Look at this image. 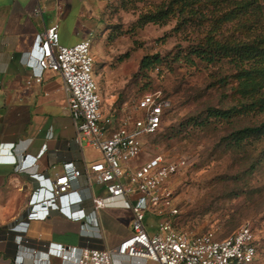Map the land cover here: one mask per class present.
Returning <instances> with one entry per match:
<instances>
[{
    "label": "rangeland",
    "instance_id": "374dc122",
    "mask_svg": "<svg viewBox=\"0 0 264 264\" xmlns=\"http://www.w3.org/2000/svg\"><path fill=\"white\" fill-rule=\"evenodd\" d=\"M98 1L99 28L91 38L103 112L128 110L145 93L161 92L171 101L161 131L143 138V152L132 167L156 155L184 161L170 179L180 209L177 227L218 231L224 238L250 224L259 244L255 264H264V138L239 148L231 140L235 132L262 124L264 114L209 117L211 109H240L235 70L195 57L194 66L185 62L196 29L176 32L175 17L164 23L144 19L163 0ZM146 56H159L161 63L141 71Z\"/></svg>",
    "mask_w": 264,
    "mask_h": 264
},
{
    "label": "built area",
    "instance_id": "2783aa9c",
    "mask_svg": "<svg viewBox=\"0 0 264 264\" xmlns=\"http://www.w3.org/2000/svg\"><path fill=\"white\" fill-rule=\"evenodd\" d=\"M35 1L33 13L41 16L46 0ZM30 56L35 59L29 62L32 76L27 87L41 83L47 71L60 75L67 93V109L76 128L75 142L99 152L101 159L84 167L74 162L66 163L51 180L32 172L37 166V157L29 161L30 155L24 153L19 161L13 154L14 144L9 145V155L0 158V163L14 165L18 171L29 173L39 184L31 197L28 219H46L57 212L74 220V208L83 204L86 192L95 185L104 189L105 196L91 197L92 211L87 217L116 208L118 200H123L119 207L130 209L134 214L132 233L120 247L99 250L56 245L57 256L67 261L74 258L75 264H114L113 256L155 264L256 263L259 244L250 224L243 225L226 238H221L218 231L188 232L177 227L180 209L170 179L184 161L156 155L151 161L132 167L131 163L143 152V138L161 130L164 117L171 108L169 99L161 92L145 93L132 108L105 114L98 82L93 76L92 38L64 46L58 24L36 36ZM63 197H68L67 213L59 206ZM39 208L43 209L42 214L38 212ZM148 214L158 218L155 233H150L145 224ZM4 239L0 232V241ZM45 258L49 261L48 255Z\"/></svg>",
    "mask_w": 264,
    "mask_h": 264
},
{
    "label": "crops",
    "instance_id": "0c3cea01",
    "mask_svg": "<svg viewBox=\"0 0 264 264\" xmlns=\"http://www.w3.org/2000/svg\"><path fill=\"white\" fill-rule=\"evenodd\" d=\"M35 6V0H0V158L7 157L9 145L14 144L13 154L19 161L24 153L30 155L29 161L37 157L32 172L54 180L64 164L84 167L100 160L101 154L75 142L76 128L60 75L47 71L41 83L27 87L32 76L29 62L35 59L30 53L36 36L55 24L64 46L95 36L102 5L98 0H46L41 16L34 15ZM38 187L29 173L0 163V232L5 237L0 241V264H75L74 258L67 261L57 256L56 245L111 250L132 233L134 214L119 207L123 200L116 201V208L87 217L92 211L91 197L105 196L97 185L74 208V220L57 212L46 219L29 220L31 197ZM67 201L68 197L59 201L65 213ZM157 222V217L147 215L150 233L157 231ZM113 262L155 264L121 256H113Z\"/></svg>",
    "mask_w": 264,
    "mask_h": 264
},
{
    "label": "trees",
    "instance_id": "16d2710c",
    "mask_svg": "<svg viewBox=\"0 0 264 264\" xmlns=\"http://www.w3.org/2000/svg\"><path fill=\"white\" fill-rule=\"evenodd\" d=\"M171 17L178 21L176 32L196 29L185 62L192 66L196 59L208 65L228 63L235 70L240 109H211L209 117L224 120L237 112L264 114V0H163L144 19L164 23ZM160 63L159 56H146L140 70ZM263 138L264 122L235 132L231 140L239 148Z\"/></svg>",
    "mask_w": 264,
    "mask_h": 264
}]
</instances>
